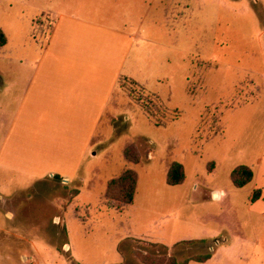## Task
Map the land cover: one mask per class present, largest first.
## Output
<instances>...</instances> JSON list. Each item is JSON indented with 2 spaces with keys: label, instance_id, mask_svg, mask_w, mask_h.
Listing matches in <instances>:
<instances>
[{
  "label": "rangeland",
  "instance_id": "rangeland-1",
  "mask_svg": "<svg viewBox=\"0 0 264 264\" xmlns=\"http://www.w3.org/2000/svg\"><path fill=\"white\" fill-rule=\"evenodd\" d=\"M215 2L0 0L12 45L40 42L54 12L117 17L140 31L77 178L10 171L15 181L0 182L5 195L29 188L15 219L0 199V264H150L166 254L183 262L244 236L252 243L236 249L240 258L222 250L215 262L190 264H264V0ZM174 163L185 179L173 186ZM242 165L255 180L236 188ZM127 170L138 174L130 204L107 196Z\"/></svg>",
  "mask_w": 264,
  "mask_h": 264
},
{
  "label": "crops",
  "instance_id": "crops-1",
  "mask_svg": "<svg viewBox=\"0 0 264 264\" xmlns=\"http://www.w3.org/2000/svg\"><path fill=\"white\" fill-rule=\"evenodd\" d=\"M215 3L218 6L219 0ZM200 9L204 11L202 4L199 12ZM54 14L47 18L43 39L34 41L36 45L28 37L21 44L12 45L7 31L0 27L7 37L6 44L0 46V182L3 183L15 181L10 171L38 181L64 178L70 183L77 178L95 132L121 87L129 54L140 38L139 28L131 27L135 31H130L129 22H120L121 18H104L99 23L75 14ZM2 65L7 69H1ZM254 180L255 174L252 183ZM28 189L17 188L15 196L0 192L10 219L17 217ZM252 189V197L256 191L261 192L260 201L263 189L256 182ZM191 240L194 239L186 241ZM233 242L221 246L206 262L217 261L222 250L229 258H240L236 249L252 243L246 236L235 237Z\"/></svg>",
  "mask_w": 264,
  "mask_h": 264
},
{
  "label": "trees",
  "instance_id": "trees-1",
  "mask_svg": "<svg viewBox=\"0 0 264 264\" xmlns=\"http://www.w3.org/2000/svg\"><path fill=\"white\" fill-rule=\"evenodd\" d=\"M7 42V37L2 29H0V46H4ZM130 149H127L126 155L130 157ZM185 179L184 167L180 163H174L169 171L168 183L170 185L181 184ZM254 179V172L252 168L246 165L237 167L232 172V181L235 187L243 188L250 184ZM138 182V174L133 170H127L122 176L112 180L109 183L107 196L111 199L130 204L134 201L136 186ZM257 193V192H256ZM254 194V199L257 194ZM192 243L193 241H186ZM157 246V244H154ZM152 257V256H151ZM150 257V258H151ZM212 257L211 253L203 256H195L194 258L186 259L183 262H179L177 257L172 255H161L160 257H152L150 264H189L190 261L206 262ZM147 258V256H146ZM153 259V260H152Z\"/></svg>",
  "mask_w": 264,
  "mask_h": 264
}]
</instances>
